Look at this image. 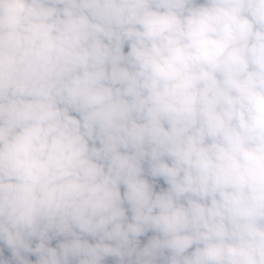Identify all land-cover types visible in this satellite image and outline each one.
I'll list each match as a JSON object with an SVG mask.
<instances>
[{"label": "clouds", "instance_id": "obj_1", "mask_svg": "<svg viewBox=\"0 0 264 264\" xmlns=\"http://www.w3.org/2000/svg\"><path fill=\"white\" fill-rule=\"evenodd\" d=\"M0 264H264V0H0Z\"/></svg>", "mask_w": 264, "mask_h": 264}, {"label": "rangeland", "instance_id": "obj_2", "mask_svg": "<svg viewBox=\"0 0 264 264\" xmlns=\"http://www.w3.org/2000/svg\"><path fill=\"white\" fill-rule=\"evenodd\" d=\"M53 243H55V241H53ZM29 258H30V259H35V257H34V256H30Z\"/></svg>", "mask_w": 264, "mask_h": 264}]
</instances>
